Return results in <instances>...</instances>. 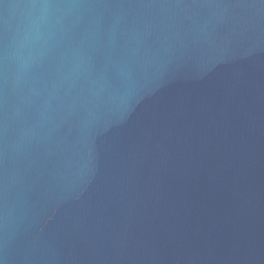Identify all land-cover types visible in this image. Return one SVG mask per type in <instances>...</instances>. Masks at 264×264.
Listing matches in <instances>:
<instances>
[{
    "label": "water",
    "instance_id": "water-1",
    "mask_svg": "<svg viewBox=\"0 0 264 264\" xmlns=\"http://www.w3.org/2000/svg\"><path fill=\"white\" fill-rule=\"evenodd\" d=\"M0 264H264V0H0Z\"/></svg>",
    "mask_w": 264,
    "mask_h": 264
}]
</instances>
